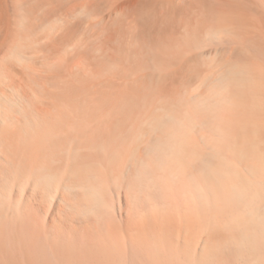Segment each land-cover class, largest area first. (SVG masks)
<instances>
[{"label":"bare ground","instance_id":"6f19581e","mask_svg":"<svg viewBox=\"0 0 264 264\" xmlns=\"http://www.w3.org/2000/svg\"><path fill=\"white\" fill-rule=\"evenodd\" d=\"M0 264H264V0H0Z\"/></svg>","mask_w":264,"mask_h":264}]
</instances>
